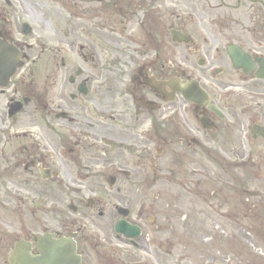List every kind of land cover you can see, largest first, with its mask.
Wrapping results in <instances>:
<instances>
[{
  "label": "flooded vegetation",
  "instance_id": "1",
  "mask_svg": "<svg viewBox=\"0 0 264 264\" xmlns=\"http://www.w3.org/2000/svg\"><path fill=\"white\" fill-rule=\"evenodd\" d=\"M0 264H264V0H0Z\"/></svg>",
  "mask_w": 264,
  "mask_h": 264
},
{
  "label": "rangeland",
  "instance_id": "2",
  "mask_svg": "<svg viewBox=\"0 0 264 264\" xmlns=\"http://www.w3.org/2000/svg\"><path fill=\"white\" fill-rule=\"evenodd\" d=\"M135 188H132L131 190L133 191ZM179 252H180V249L178 250ZM164 257H163V259H164V262H168V256H166V255H163Z\"/></svg>",
  "mask_w": 264,
  "mask_h": 264
}]
</instances>
